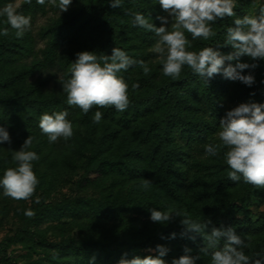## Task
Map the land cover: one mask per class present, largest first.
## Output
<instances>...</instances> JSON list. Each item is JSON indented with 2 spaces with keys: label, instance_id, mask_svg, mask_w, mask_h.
<instances>
[{
  "label": "trees",
  "instance_id": "1",
  "mask_svg": "<svg viewBox=\"0 0 264 264\" xmlns=\"http://www.w3.org/2000/svg\"><path fill=\"white\" fill-rule=\"evenodd\" d=\"M18 1L0 0V8ZM260 7L264 3L255 8L254 0H237L236 16L257 15ZM128 9L150 17L157 27L161 24L157 17L167 16L157 0H123L122 7L115 9L107 0H72L67 12L36 32L38 18L59 9L47 0L44 5L24 0L17 10L31 17V29L22 38L0 17V30L9 27L8 36L0 35V127L11 138V143L0 144V179L7 168L16 166L13 153L29 135L35 138L30 150L40 157L33 162L39 180L34 195L40 192L39 202L32 196L28 208L13 207L17 200L5 197L0 188V213L16 214L24 222L0 242V264H118L122 257L155 256L147 249L157 245L169 249L164 257L167 264L183 255L185 247L198 254L204 246L202 237L182 236L178 216L166 224L153 222L151 209L180 210L201 222L210 218L211 226L236 230L249 245L245 254L264 253V213L254 217L247 204L254 195L264 204V188L246 184L243 178L230 180L223 153L214 157L205 152V145L219 143V120L228 110L241 103L264 104V61L244 70L243 74L251 72L255 77L251 87L223 75L206 83L187 66L179 79L165 77L162 63L149 64L154 33L133 26V17L125 14ZM235 18L213 24L217 35L207 41L192 40L186 33L192 43L189 50L222 44ZM114 47L150 68L147 75L139 65L118 74L129 86L127 109L94 106L84 114L67 105L58 78H70L76 54L110 56ZM218 50L227 54L232 48ZM241 62L252 63L247 57ZM65 110L74 134L49 143L38 126L39 118L45 112ZM96 111L102 113L99 123L93 122ZM77 168L83 172L82 189L92 196L47 202L61 172ZM145 180L150 181L147 188ZM27 209L35 216H25ZM16 246L21 255L13 254ZM197 264H210V256L202 255Z\"/></svg>",
  "mask_w": 264,
  "mask_h": 264
},
{
  "label": "clouds",
  "instance_id": "2",
  "mask_svg": "<svg viewBox=\"0 0 264 264\" xmlns=\"http://www.w3.org/2000/svg\"><path fill=\"white\" fill-rule=\"evenodd\" d=\"M31 3V0H26ZM44 5L46 0H36ZM49 4L59 9V13L67 12L72 0H47ZM110 7L121 8L123 0H107ZM167 16L157 17L161 24L157 27L141 12L126 10V15L133 17V26H138L154 33L156 41L152 52L157 54L163 65L162 73L173 80L179 79L182 70L187 66L194 75L202 78L206 83L216 75L251 87L255 83L254 75L243 74L246 69H255L256 61H264V7H260L257 15H244L237 17L235 9L237 0H157ZM18 5L6 4L0 8V17H4L5 25L15 31L17 38H22L31 29V17L20 13ZM236 17L234 26H228L222 44L204 47L199 51H191L192 40L205 41L215 37L217 33L212 25L225 18ZM170 18V19H169ZM0 35L8 36L9 27L0 30ZM231 46L232 51L223 54L220 47ZM77 59L70 67V78H58L62 91L66 94V103L79 108L84 114L95 106L98 108L114 107L117 111H125L130 103L129 86L122 76L133 65H139L145 75L150 68L143 60H135L125 51L114 47L111 55H97L95 52L81 51L76 54ZM247 57L252 63L241 62ZM235 61V64L231 63ZM226 62H229L226 64ZM133 88L138 85H133ZM68 111L43 113L39 118V128L48 137L49 143H55L60 138L68 140L74 134L73 125L67 119ZM102 113L96 111L94 123H99ZM219 143L205 145V152L210 156L223 153V158L229 167L228 178L243 182L255 188H264V104L255 102L241 103L228 110L219 120L217 133ZM34 137L29 135L20 150L14 151L13 161L15 167L7 168L0 188L3 195L14 200H29L35 193L39 184L37 175L33 170V162L40 157L33 146ZM11 143L9 132L0 127V144ZM150 181L145 180L147 188ZM37 202H39L37 200ZM150 219L153 222L166 224L173 216L181 217L184 232L195 233L202 237L204 246L197 255L185 247L184 254L174 258L171 264H197L202 255L210 256V264H264V253L255 252L245 254L244 249L249 245L237 234L233 227L217 228L212 225L210 218L203 222L192 219L186 212L180 210L162 211L151 209ZM24 215L32 218L35 212L31 209L24 211ZM175 237V233L172 234ZM195 239V236L190 237ZM223 241V243H221ZM148 252L157 253L143 258L135 256L131 259L122 257L118 264H167L164 257L169 249L157 245ZM126 256V254H125ZM56 258L55 255L53 257ZM93 260L95 257L92 258Z\"/></svg>",
  "mask_w": 264,
  "mask_h": 264
},
{
  "label": "rangeland",
  "instance_id": "3",
  "mask_svg": "<svg viewBox=\"0 0 264 264\" xmlns=\"http://www.w3.org/2000/svg\"><path fill=\"white\" fill-rule=\"evenodd\" d=\"M24 0H19L17 5L19 6ZM255 8L262 5L264 0H254ZM60 13H56L54 11H50L46 16L38 18L36 24V32L40 29L41 26L49 24L53 19L57 18ZM170 19V18H169ZM40 46L43 48V43H40ZM149 64L153 67H158L161 62L157 54L153 53L151 50V61ZM82 170L80 168L77 169H66L63 170L60 174V177L57 182V186L55 189L54 194L52 197L48 199L47 202H56L67 197L79 196V195H88L92 196V192H88L87 190L82 189L80 184V179L82 177ZM35 200L39 201L40 199V192L36 195H33ZM32 204V197L29 200H19L13 201L11 204L13 207L15 206H23L28 208ZM251 213L254 217H258L260 214L264 213V204L262 203L261 199L258 195H254L251 199L247 202ZM24 222L15 214H7L3 215L0 213V242H2L7 236H11L16 229L22 228ZM46 225L43 226V228ZM78 232L75 231L73 236H77ZM52 238V236H50ZM13 254L15 256L21 255L23 253L22 249L19 247L13 248ZM20 260H23L20 258Z\"/></svg>",
  "mask_w": 264,
  "mask_h": 264
}]
</instances>
